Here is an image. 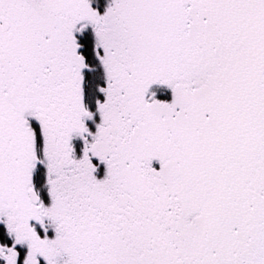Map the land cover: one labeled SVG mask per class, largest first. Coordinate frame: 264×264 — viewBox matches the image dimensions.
Listing matches in <instances>:
<instances>
[{
  "label": "snow or ice",
  "instance_id": "6c2138e0",
  "mask_svg": "<svg viewBox=\"0 0 264 264\" xmlns=\"http://www.w3.org/2000/svg\"><path fill=\"white\" fill-rule=\"evenodd\" d=\"M0 264H264V0H0Z\"/></svg>",
  "mask_w": 264,
  "mask_h": 264
}]
</instances>
